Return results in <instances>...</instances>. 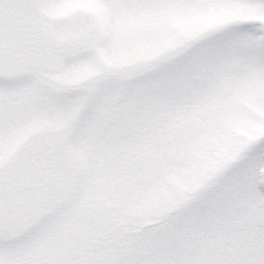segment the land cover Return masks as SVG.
I'll return each instance as SVG.
<instances>
[{
  "label": "snow or ice",
  "instance_id": "1",
  "mask_svg": "<svg viewBox=\"0 0 264 264\" xmlns=\"http://www.w3.org/2000/svg\"><path fill=\"white\" fill-rule=\"evenodd\" d=\"M0 264H264V0H0Z\"/></svg>",
  "mask_w": 264,
  "mask_h": 264
}]
</instances>
